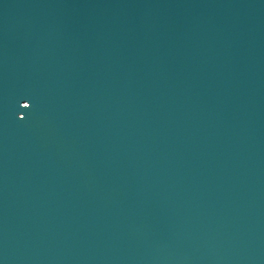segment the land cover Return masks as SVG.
<instances>
[{"label":"water","instance_id":"water-1","mask_svg":"<svg viewBox=\"0 0 264 264\" xmlns=\"http://www.w3.org/2000/svg\"><path fill=\"white\" fill-rule=\"evenodd\" d=\"M0 264H264V0H0Z\"/></svg>","mask_w":264,"mask_h":264}]
</instances>
